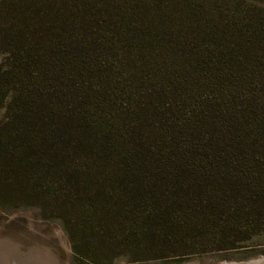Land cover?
Returning <instances> with one entry per match:
<instances>
[{
  "label": "trees",
  "instance_id": "trees-1",
  "mask_svg": "<svg viewBox=\"0 0 264 264\" xmlns=\"http://www.w3.org/2000/svg\"><path fill=\"white\" fill-rule=\"evenodd\" d=\"M200 3H0L1 210L148 260L264 236V0Z\"/></svg>",
  "mask_w": 264,
  "mask_h": 264
},
{
  "label": "rangeland",
  "instance_id": "rangeland-1",
  "mask_svg": "<svg viewBox=\"0 0 264 264\" xmlns=\"http://www.w3.org/2000/svg\"><path fill=\"white\" fill-rule=\"evenodd\" d=\"M2 1L4 0H0V3ZM201 1L180 0V3L196 8L197 5H201ZM205 2L208 3V0ZM8 25L9 23L5 21L4 16L0 15V31ZM5 48L0 38V68L7 61L8 52L4 50ZM5 120L6 110L0 108V125ZM21 205L24 208H19L13 212L0 209V243L13 245L18 253L24 257L26 264H44L38 260L28 261L29 259H26L33 253L37 256L47 257L48 255L50 260L57 264H223L241 263L264 256V236H262L249 244L242 245L239 249L219 252H209L212 250L207 245L196 248L187 244L190 248L184 251L197 250L199 252L203 249L206 252L200 255L195 254L182 262L148 260L147 253L141 249L131 252L118 244L107 248L95 240L89 239L84 240L80 245L77 241L78 236L73 240L69 238L64 226L57 219L58 213L51 210L44 212L34 201H25ZM76 249L79 251L77 254ZM178 251L181 253L183 249ZM8 263L11 262L6 258L0 262V264ZM14 264H20V261L19 263L14 261Z\"/></svg>",
  "mask_w": 264,
  "mask_h": 264
},
{
  "label": "bare ground",
  "instance_id": "bare-ground-1",
  "mask_svg": "<svg viewBox=\"0 0 264 264\" xmlns=\"http://www.w3.org/2000/svg\"><path fill=\"white\" fill-rule=\"evenodd\" d=\"M40 256V255H39ZM37 256L36 254H31L28 256L26 259H29L28 261H33V260H38L44 264H57L55 261L50 260L49 256ZM3 258L8 259L9 262L8 264H14V261L18 262L20 261V264H26V261L23 259L24 257L21 256L17 249L10 244L6 243H0V262L2 261ZM191 264H201V263H191ZM225 264V263H223Z\"/></svg>",
  "mask_w": 264,
  "mask_h": 264
},
{
  "label": "water",
  "instance_id": "water-1",
  "mask_svg": "<svg viewBox=\"0 0 264 264\" xmlns=\"http://www.w3.org/2000/svg\"><path fill=\"white\" fill-rule=\"evenodd\" d=\"M225 264H264V256L259 257L257 259L249 260L246 262H241V263L231 262V263H225Z\"/></svg>",
  "mask_w": 264,
  "mask_h": 264
}]
</instances>
